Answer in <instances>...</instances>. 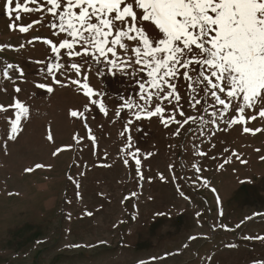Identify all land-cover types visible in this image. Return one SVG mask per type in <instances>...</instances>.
<instances>
[{"label":"rangeland","instance_id":"obj_1","mask_svg":"<svg viewBox=\"0 0 264 264\" xmlns=\"http://www.w3.org/2000/svg\"><path fill=\"white\" fill-rule=\"evenodd\" d=\"M15 15L20 21H10L0 0V45L6 46L0 51V69L16 66L0 74V105L8 108L0 111V264H264V240L255 238L264 237V131L243 132L244 126L264 129V118L228 126L209 117L203 111L207 103L193 108L189 99L211 101L202 92L190 91L181 75L175 81L181 101L164 102L165 118L179 107L185 117L177 115V120H197L166 127L159 117L141 119L122 136L133 112L119 107L120 97L138 103L132 75L138 66H121L123 71L105 66L101 76L95 65L90 72L83 66L81 76L87 74L86 83L102 93L98 99L108 110L104 115L99 104H89L82 90L69 82L77 78L74 72L54 71L62 82L56 84L42 71L56 60L51 45L28 41L46 38L58 46L67 38L54 36L45 26L53 18L47 12ZM42 17L44 22L28 33L9 29L10 23L28 26ZM137 26L150 38L162 35L155 25L139 21V12ZM37 83L53 91L38 89ZM17 87L21 91L16 92ZM14 100L29 113L10 139L16 109L8 106ZM85 104L91 109L84 112L88 128L70 115L83 112ZM254 114L246 110L245 117ZM201 115L227 130L200 122ZM233 115L234 110L228 112L225 120ZM133 151H138L139 165L129 155ZM29 168L35 170L26 172Z\"/></svg>","mask_w":264,"mask_h":264},{"label":"snow or ice","instance_id":"obj_2","mask_svg":"<svg viewBox=\"0 0 264 264\" xmlns=\"http://www.w3.org/2000/svg\"><path fill=\"white\" fill-rule=\"evenodd\" d=\"M29 4L36 7H29ZM4 7L10 21H20L21 17L13 16V13L21 11L47 12L53 18L45 26L52 30L54 36L65 34L67 38L58 46L46 38L34 37L28 41L32 44L41 40L51 45V52L56 60L46 64L42 71L56 84L62 82L56 80L54 71L60 72L66 68L67 71L74 72L77 78L70 79L69 82L82 90L83 95L89 98V104H99L104 115L108 114V110L98 99L102 93L94 91L86 83L87 74L81 76L83 66L87 65L86 72H90L95 65L98 76L104 74L105 66L121 71L124 70L121 66H138L132 72L138 88L133 98L138 103L133 104L128 98L120 97L119 107L133 112V118L124 124L122 136L130 132V125L141 119L159 117L166 127L170 123L183 127L190 121L197 120L195 116L186 117L183 121L177 120V115L185 117V112L179 107H173L165 118L164 102L179 105L181 101L175 83L181 75L190 91L202 92L211 101L202 102L196 96L189 99L193 108L197 105L203 107L207 103L203 111L209 117H218L228 126L246 125L257 118H264V106L256 110L258 104L264 105V0H27L26 4H21L20 0H4ZM138 12L139 21L155 25L162 34L160 38H150L142 26H137ZM43 22L42 17L28 26L18 27L16 23H10L9 29L18 28L19 32L28 33L36 24ZM124 41H135L136 45L129 47ZM4 47L6 46L0 45V51ZM76 48L80 50L76 51ZM61 50H66L64 57H61ZM129 52L131 56L128 55ZM65 58L66 63L61 62ZM76 58H80L79 63L75 62ZM14 68L16 66L7 64L0 69V74L7 75V70ZM20 75L23 76L22 70ZM198 84L202 85L199 89L195 87ZM35 87L53 91L50 85L43 83H37ZM15 91L19 92L21 89L17 87ZM8 107L16 109L10 134V139H14L18 135L22 119H27L29 108L19 100H14ZM209 109L213 110L209 112ZM7 110L8 108L0 105V111ZM233 110L235 115L225 120L228 112ZM246 110H252L255 114L246 118ZM87 111L91 109L85 104L83 112L74 110L70 115L84 120L85 127L88 128L87 117L84 115ZM116 115L119 117L121 113L117 111ZM199 121L215 124L222 131L227 130L221 129L215 119L205 121L203 115L199 117ZM88 131L90 133L91 129ZM262 131L264 129L243 127L244 133L253 135ZM175 135H179V128ZM48 139H52L50 133ZM90 139L94 141L95 137L90 135ZM127 147H132L131 135L127 136ZM197 154L206 155L203 152ZM129 155L135 164L141 163L138 151L130 152ZM232 155L239 159L237 153L233 152ZM229 162L228 159L224 161ZM241 162L246 163L243 160ZM125 163L128 161L125 160ZM35 168L25 171L32 172ZM195 170L201 171L199 167H195ZM255 238L264 240V237Z\"/></svg>","mask_w":264,"mask_h":264}]
</instances>
